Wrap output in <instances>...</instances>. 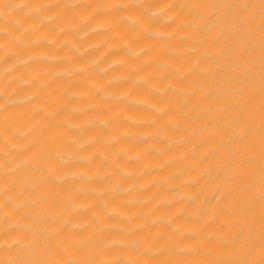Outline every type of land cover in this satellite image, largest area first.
I'll use <instances>...</instances> for the list:
<instances>
[{
	"label": "bare ground",
	"instance_id": "1",
	"mask_svg": "<svg viewBox=\"0 0 264 264\" xmlns=\"http://www.w3.org/2000/svg\"><path fill=\"white\" fill-rule=\"evenodd\" d=\"M98 2L90 0L86 5L60 0L51 10L62 8L63 16L73 22L77 14L94 13L93 21L104 24L110 31L78 41L74 32L66 30L52 35L53 30L46 25L36 37L29 35V43H13L11 50L0 49V56H3L0 72L15 65L18 56H52L58 61L47 63L36 59L26 66L14 68L4 80H0V117L7 124V127L0 125V134L14 145L9 149L0 144V162H27L15 173L4 176L3 182L9 187L3 196L20 193L23 189L20 198L27 195L39 197L36 203L17 213L23 215L24 226L10 229L5 236L20 233L28 239L35 234L46 252L58 249L59 237L69 234V230L64 227L56 231L61 218L54 213L63 211L69 200H83L88 201L90 207L81 217L88 219L90 224L83 231L72 233L85 242L79 249L81 253L102 247L110 239H124L127 243L123 247L114 246L107 252L119 257L117 264H129V256L138 260L148 256L143 251L148 241L153 248L171 245L169 237L178 236L172 231L173 225L184 224L202 227L199 235L186 233L183 242H194L203 236H207V240L195 251L179 254L181 261L216 259L218 264H231L233 253L246 238L251 242V234L258 230L259 214L264 211V194L256 193L251 197L240 194L233 202L236 191H226L229 185L239 188L264 172V152L260 150V143L264 140V80L259 76L260 60L264 56V36L261 35L264 24L259 23L260 0H197L201 8L190 7L185 0H175L174 10H179L180 17L191 23L178 30L184 38L175 39L172 47L191 45L196 49L183 57L168 52L164 43L150 40L141 29L120 22L119 18L125 14L143 15L142 9L130 6L106 13L94 7ZM171 2L145 0V5ZM253 10L255 15H250ZM26 12L27 9H20L16 13L22 21L15 26L17 33L25 25L38 22V16L26 15ZM147 23L168 29L176 25V21L164 24L162 17L148 19ZM85 30L86 26L80 29L81 32ZM44 36L52 39L55 47L49 45ZM7 39V34L0 33V41ZM124 39L132 47L147 49L146 55L133 59L122 47ZM72 42L81 46L91 42L95 46L84 57H77L66 46ZM168 55L185 67L195 64L197 68L183 77L171 71L166 75L155 73V62ZM98 56L105 57V62L120 60L122 64L107 76H101L95 70L72 79L51 75L68 68L70 62L84 63ZM200 68L207 70L200 71ZM138 73L150 78L156 76L161 85L173 80L181 87L195 91L181 94L170 89L163 98L153 97L169 105L168 111L156 117L158 121L179 120L175 125L169 123L166 128L177 137L178 143L167 152L152 150L145 160L128 162L119 155L121 150L142 149L152 142L151 138L138 144L132 142L127 133L136 129L128 122V117H151V114L125 102L102 101L90 85L99 81L98 86L107 89V79L118 74L124 79L110 85L112 90H129L133 96L151 95L147 85L131 84V79ZM20 75L28 81L27 87L10 78ZM69 92L86 99H71L67 95ZM24 96L33 99L27 104L8 105L9 97ZM98 118L110 119L113 122L110 130L96 126L94 122ZM69 123L77 124L78 128L67 127ZM14 130L21 132V136H15ZM84 138L89 144L83 148L82 154L76 155L87 162L72 159L65 167L111 172L113 175L94 182L99 186L114 183L117 159L134 168L137 174L124 180L126 185L133 186V191L115 198V203L130 219L120 216L105 218L100 201L107 199L111 202V198L107 194L103 197L93 195L87 190L92 185L82 180L57 183L44 176L45 182H36L45 168L50 172L56 168L53 158L58 152L73 151L72 141ZM112 139L115 144L104 143ZM155 143L163 146L167 139H157ZM105 155L108 159H104ZM144 200L148 202L143 203ZM6 207L11 208L12 204H6ZM47 208L52 209V214L43 210ZM214 208L216 214L213 216ZM97 217L111 227L100 231L95 220ZM160 218H171V223ZM3 222L8 224L11 221L5 217ZM218 252L222 255H217ZM149 258L158 264H175L177 256L169 257L165 250Z\"/></svg>",
	"mask_w": 264,
	"mask_h": 264
},
{
	"label": "clouds",
	"instance_id": "2",
	"mask_svg": "<svg viewBox=\"0 0 264 264\" xmlns=\"http://www.w3.org/2000/svg\"><path fill=\"white\" fill-rule=\"evenodd\" d=\"M60 0H0V33L8 35L7 40L0 41V49L11 50L13 43L26 44L29 43L28 37H36L38 33L42 32L45 26L52 29V35L64 31H72L76 34V39L78 41H85L88 37L93 36L98 33L110 31L104 24L93 21L92 14H77L75 16V22L69 20L63 16L61 9L51 10ZM73 3H85L89 5L90 0H70ZM185 3L190 7L201 8L202 5L197 2V0H185ZM175 0L171 3H161L154 6H146L145 0H99V2L94 6L98 11H103L110 13L113 9L123 10L130 6L142 9L143 15L136 14H125L119 18L121 23H126L129 27L141 29L143 34L147 36L152 41H159L166 45L168 52L174 54L175 56L183 57L186 53L195 51L196 49L189 45L185 48L172 47V42L175 39L184 38L182 33L178 30L182 26H186L190 21H187L180 17L179 10H174ZM261 15L259 23L264 24V0H260ZM20 9H27L26 15L35 14L39 17L38 22H33L25 25L20 33L15 30L16 25L22 23L21 19L16 16V13ZM250 15H255V10H253ZM162 17L164 18V24H170L176 21V25L172 29L166 27L162 28L157 25H149L147 20L151 21L154 18ZM147 18V19H146ZM86 26V30L81 32L80 29ZM264 36V32L261 33ZM45 41L55 47L54 41L48 36L43 37ZM135 38V37H133ZM122 47L127 49L131 54L133 59L142 58L147 53V49L143 47H132L127 39L122 42ZM70 47L77 57H84L89 51L95 46L93 43L89 42L81 46L76 42L66 45ZM3 56H0V60ZM36 59H42L47 63H57L58 61L52 56H42L38 57L36 55H30L27 57L18 56L15 65L5 69L0 72V80H4L5 77L13 72L16 67L26 66L30 62H34ZM103 56H98L96 58L88 59L84 63H71L70 66L61 72L54 73L51 75L60 76L65 79H72L78 75H84L88 72L95 70L101 76H107L113 69L120 67L122 62L120 60H108ZM261 72L259 76L261 80H264V56L261 57ZM197 68V65L193 64L191 66L185 67L181 63L176 62L171 55L167 58L157 60L155 62V73L157 74H167L169 71L174 73H179L181 77L187 76L189 73L193 72ZM200 71H206L205 68H200ZM14 80H19V85L28 86V81L20 76L10 77ZM124 77L116 74L109 77L106 81L109 87L105 89L97 81L90 86L92 91L97 93L99 99L105 102H125L136 106L137 108L144 109L146 113H150L151 117L140 116L136 118L131 116L128 117V122L133 125L136 129L135 131L127 133V136L132 138L134 144L141 143L149 138L152 142L147 144L142 149L131 148L128 150H121L120 156H124L125 160L131 161H143L149 151L155 150L159 153L167 152L168 149L173 145L178 143L177 137L171 135L167 130V125L172 123L175 125L179 123L178 119L169 118L160 122L156 119L157 116L162 115L168 111V103H162L161 99H153V97L163 98L169 93V90H176L181 94L191 93L195 89H187L181 87L178 83L173 80L161 83L158 81L156 76L147 77L143 74H137L134 79H131L132 85H147L149 87L151 95L143 96H133L129 90L114 91L110 85L118 83ZM150 79L152 80L149 83ZM203 95V93H201ZM68 97L74 100L86 99V97L81 96L75 92L67 93ZM33 99L32 96L24 97H9L8 105L12 106L17 103L27 104ZM75 110V109H73ZM95 125L103 128L105 130H110L111 124L113 123L107 118H98L95 120ZM0 125L7 127L6 122L2 117H0ZM146 125H151L150 127H145ZM67 127L76 130L78 128L77 124L69 123ZM14 135L19 137L21 132L14 130ZM167 139V144L163 146H158L155 141L157 139ZM104 143L115 144V139L105 140ZM0 144L6 145L9 149L14 148L11 141L5 139L2 134H0ZM73 151H61L56 154L53 158L56 162V168L51 172L48 168L36 178L37 183L45 182L44 176L48 179L51 178L57 183H62L64 181L70 180H82L87 185H92V187L87 190L92 192L93 195L98 197H103L107 194L111 198V202L107 199L101 200L100 204L103 208V216L109 218L112 216H120L125 219H130L126 212L119 208L115 203L116 197H122L130 191H133L132 185H126L124 180L128 177L136 175V170L134 168L128 167L127 163L119 162V159L115 162V181L114 183L107 184L104 186H99L94 184L96 181H102L108 175H113L111 172H106L103 170L92 169L90 171L76 170L74 168L65 167L70 163L72 159L80 160V157L76 153H81L85 146L89 144V140L84 138L82 140L74 139L72 141ZM260 150L264 152V140L260 143ZM104 159H108L105 155ZM83 161V160H80ZM87 162V161H83ZM27 162L12 163L10 161L0 162V264H117L118 256L111 255L107 252L114 246L123 247L127 242L124 239H110L107 240L102 247H96L88 250L87 252L81 253L79 249L84 245V241L78 239L72 233L76 231H83L86 229L90 222L88 219L81 217V214L86 212L90 204L88 201L83 200H69L67 205L64 207L63 211H57L54 214L61 218L60 227L56 231H60L62 228L67 227L69 234L61 235L58 239L59 248L53 249L51 251H45L41 248L37 241L35 234L28 239H24L20 233L15 236H5V233L9 232L10 229L15 227H23L24 220L23 215H17L20 209H26L27 206L36 203L39 197H33L31 195L23 196V189L20 193L10 194L8 196H3L5 190L9 187L7 183L3 182L5 175H10L15 173L18 169L25 166ZM240 169L237 168V174H239ZM118 177V178H116ZM11 178V177H10ZM235 190L237 193L236 197H233V202L238 198L240 194L245 196H254L256 193L264 194V172H262L259 177L249 180L243 186L237 188L235 185H229L226 191ZM188 195V194H186ZM144 200L143 203H147ZM12 204L11 208L6 207V204ZM43 207V206H42ZM46 213L52 214V209H43ZM197 215L199 212L197 211ZM216 214L215 208L213 210V216ZM10 218V223L5 224L4 218ZM212 217H209L211 219ZM163 222L171 223V218H160ZM95 220L100 225V231L106 230L111 227V224L105 223L100 220L99 217ZM207 223V221H206ZM31 227V225H28ZM202 226L195 225H184L175 224L173 225L172 231L178 233V236H170L169 239L172 241L171 245H166L161 248H153L151 246V241L145 243L143 251L148 253L142 260H138L136 257L129 256V264H158V262L152 261L149 257L157 255L161 251H167L169 257L176 255L177 259L175 264H218L216 259L208 260H187L181 261L179 259V254L186 252H193L197 249L199 245L206 242L207 236L200 237L196 241L183 242V236L186 233H193L199 235ZM257 231L251 234V242L246 241L241 244L237 252L233 253L234 259L231 264H264V211L259 214V222L257 225ZM251 232V229L249 230ZM257 243L259 247H257ZM22 253V255H21ZM217 255H222L218 252Z\"/></svg>",
	"mask_w": 264,
	"mask_h": 264
}]
</instances>
